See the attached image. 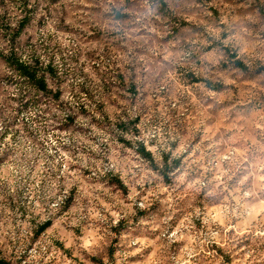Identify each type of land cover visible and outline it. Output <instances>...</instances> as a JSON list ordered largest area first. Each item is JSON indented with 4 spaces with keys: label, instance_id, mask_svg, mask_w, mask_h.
Instances as JSON below:
<instances>
[{
    "label": "rangeland",
    "instance_id": "rangeland-1",
    "mask_svg": "<svg viewBox=\"0 0 264 264\" xmlns=\"http://www.w3.org/2000/svg\"><path fill=\"white\" fill-rule=\"evenodd\" d=\"M0 258L264 264V0H0Z\"/></svg>",
    "mask_w": 264,
    "mask_h": 264
},
{
    "label": "trees",
    "instance_id": "trees-1",
    "mask_svg": "<svg viewBox=\"0 0 264 264\" xmlns=\"http://www.w3.org/2000/svg\"><path fill=\"white\" fill-rule=\"evenodd\" d=\"M20 30L16 33V36L18 37L21 33ZM8 63L10 66L14 68V70L17 72L18 76L25 80L26 82L33 84L40 92L48 93V86L46 83V79L44 76H39L38 71L31 65L23 63L19 60H15L14 58L8 59ZM234 65L236 68L241 70H246V67L239 61H235ZM141 154L144 158L149 159L151 156L149 153H146L144 148L140 149L138 152ZM49 227V223H45L41 228L39 229L38 233H43L47 228ZM0 264H9L5 260L0 258Z\"/></svg>",
    "mask_w": 264,
    "mask_h": 264
}]
</instances>
